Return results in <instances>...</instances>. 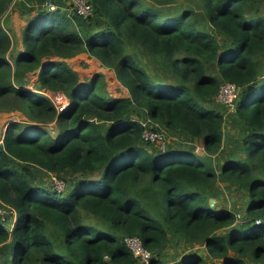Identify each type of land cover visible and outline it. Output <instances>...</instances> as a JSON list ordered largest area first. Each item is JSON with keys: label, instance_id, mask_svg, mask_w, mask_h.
Instances as JSON below:
<instances>
[{"label": "trees", "instance_id": "obj_1", "mask_svg": "<svg viewBox=\"0 0 264 264\" xmlns=\"http://www.w3.org/2000/svg\"><path fill=\"white\" fill-rule=\"evenodd\" d=\"M88 1L89 18L41 8L24 50L9 58L1 18L14 0H0V111L36 123L13 122L0 144V201L16 211L0 219V264H142L125 242L134 236L153 253L150 264H169L164 249L177 238L207 256L172 264H264V0ZM81 53L114 70L130 97L111 96L102 74L80 84L67 59ZM30 73L40 88L65 93L68 107L24 89ZM226 83L240 88L224 106L243 129L232 142L238 157L220 173L193 148L143 138L151 122L219 153L227 116L214 101ZM51 175L63 191L44 182ZM218 182L247 190L238 227L234 211L211 202Z\"/></svg>", "mask_w": 264, "mask_h": 264}, {"label": "rangeland", "instance_id": "obj_2", "mask_svg": "<svg viewBox=\"0 0 264 264\" xmlns=\"http://www.w3.org/2000/svg\"><path fill=\"white\" fill-rule=\"evenodd\" d=\"M65 5L67 6V4ZM37 6L38 4H36L35 2L29 3L26 2V0H14L8 12L1 18L2 24L13 37V47L11 49L9 58L15 57L18 52L23 49L22 36L30 20L35 16L36 13H38L35 11L36 9H39L37 8ZM41 6H43V3L41 4ZM92 23L94 22H90V24ZM94 26L97 27L96 24H94ZM51 60H56V58H53ZM51 60L45 59L44 64ZM143 60L144 62L149 63L150 67L154 69L155 64L153 63L152 59L148 58ZM11 62H13V59H11ZM67 62L73 67L76 72L79 73L80 84L87 83L98 74H102L105 77L107 83V90L111 94V96H113L114 98L129 97V90L118 80L115 71L102 65V63L98 59L90 56L88 53H81L73 58H69ZM37 75V73H30L28 75L24 89L28 91H33L35 93H44L52 99L57 108H61L62 106L68 104L69 99L65 93H55L47 91L44 88H40L39 84L36 83ZM158 75L160 77H163L159 74V72ZM164 79L168 80L170 83L173 82L171 78ZM214 102H216L215 106L218 109L222 110L227 116V123L224 128V133L226 134L225 144L223 149L219 153L215 155H210L204 150L203 145L199 141H194L183 134H171L169 136L162 129L161 130L165 132L164 140L162 142H150L156 144V146L160 147L161 149L164 148L165 150L169 148V146L177 149H188L189 147L193 148L199 154L212 159L213 164L216 166L217 171L220 173L219 167L221 164H223L226 159L238 157V155L235 154L236 147L232 145V142L233 140H236L238 135L242 132L243 126L240 123H237L233 112L230 111L231 109H233V107H230V110H226V108H229L228 106H232L230 104H227L231 102L229 101V98L226 95H223L222 97L218 95V98ZM214 102L212 103L213 105ZM8 104L10 105V103ZM232 121L237 124L233 123ZM13 122L32 123L30 122V120H28V117L21 110L0 111V144L4 140L7 128ZM32 124L36 123L33 122ZM147 125L150 127V129L153 126L151 122L147 123ZM44 182L48 186H56L59 188L63 186V188H65L64 183L57 179V177L55 178L53 175L44 176ZM56 182H59V184ZM216 190V196L211 197V202L213 204L220 203L222 205H225L227 209L234 211L237 214V221L235 223L237 227L240 224L245 223L247 221L245 211L248 205L247 190L242 188L229 187L228 184L224 182H218ZM5 205L6 206H4L3 202L0 201V219L2 221H6L9 217L11 218L13 216V219L16 220V211L13 210L11 207L9 208L7 204ZM84 216L86 223L89 225L97 226L99 228L105 226L104 223H102L91 215L85 214ZM193 253L203 254L205 257L207 256V251L204 245H192L183 239L177 238L172 240L171 243L167 246V248L164 249L163 259L167 261V263L172 264L175 263L182 256L191 255ZM219 262L220 261L216 258H208V264H217Z\"/></svg>", "mask_w": 264, "mask_h": 264}, {"label": "built area", "instance_id": "obj_3", "mask_svg": "<svg viewBox=\"0 0 264 264\" xmlns=\"http://www.w3.org/2000/svg\"><path fill=\"white\" fill-rule=\"evenodd\" d=\"M70 7H71V12L77 13L79 16H82L83 18H89L92 16L93 13V6L89 3L88 0H68ZM43 6L45 9L49 11H57L59 10L58 5L53 1V0H44ZM240 91V88L234 84V83H226L221 87L219 95L222 97L223 95H226L229 98V101L231 103H227L230 105H234V101ZM69 105L66 104L65 106H62L61 108H58V110L64 111ZM165 137V132L164 131H153L148 128L144 130L143 133V138L147 141H152V142H162ZM162 150H165L162 148ZM59 184V182H56ZM55 188L59 191H63L64 188L63 186L61 188L56 187ZM16 217V215H15ZM258 224H261V221H257ZM125 242L127 246L133 251L135 256L141 261L142 264H150L153 259V253L147 249L144 246L143 240L138 237H128L125 239Z\"/></svg>", "mask_w": 264, "mask_h": 264}, {"label": "crops", "instance_id": "obj_4", "mask_svg": "<svg viewBox=\"0 0 264 264\" xmlns=\"http://www.w3.org/2000/svg\"><path fill=\"white\" fill-rule=\"evenodd\" d=\"M59 7V9L63 10V11H68V12H71V7H70V4H69V1L68 0H53ZM38 6L37 8L39 9H36L35 11L38 12L41 8H43V6L39 5V3H37ZM67 4V6L65 5ZM36 15V14H35ZM26 29V28H25ZM24 33H25V30H24ZM24 33H23V36H22V40H23V49L21 51L24 50ZM12 36V35H11ZM13 39V37H12ZM13 47V45H12ZM20 52V51H19ZM68 60V59H67ZM129 97H130V93H129Z\"/></svg>", "mask_w": 264, "mask_h": 264}]
</instances>
